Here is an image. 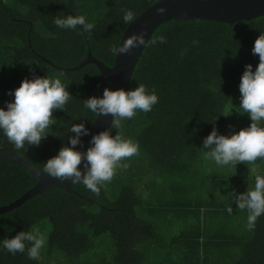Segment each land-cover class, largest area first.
<instances>
[{
    "label": "trees",
    "instance_id": "1",
    "mask_svg": "<svg viewBox=\"0 0 264 264\" xmlns=\"http://www.w3.org/2000/svg\"><path fill=\"white\" fill-rule=\"evenodd\" d=\"M155 1L0 0V107L12 100L9 90L33 75L63 72L72 96L65 111L52 113L56 122L38 147L17 152L0 136V151L19 153L42 170L67 146L72 123H83L90 134L95 117L83 100L99 97L103 77L92 63L75 66L88 51L113 65L107 49L126 27L121 9L138 16ZM75 14L95 24L90 35L52 23L56 16ZM260 32L264 15L232 24L204 19L160 24L149 39L160 34L167 39L143 48L128 85L154 88L159 102L119 129H108L136 141L139 153L124 161L128 167L117 169L98 196L79 184L73 189L80 196L47 190L0 214V239L33 228L47 234L38 259L0 251V264H264V215L248 230L246 211L228 195L253 186L252 169L264 172V160L218 167L200 149L213 127L230 135L249 125L239 109L238 84L244 66L254 69L258 63L251 49ZM88 138L81 136L76 150L83 152ZM34 183L20 165L0 160V206Z\"/></svg>",
    "mask_w": 264,
    "mask_h": 264
},
{
    "label": "clouds",
    "instance_id": "2",
    "mask_svg": "<svg viewBox=\"0 0 264 264\" xmlns=\"http://www.w3.org/2000/svg\"><path fill=\"white\" fill-rule=\"evenodd\" d=\"M160 15L166 8L158 7ZM137 18L132 9H121V21L125 26ZM52 23L62 30H73L78 34L90 35L95 24L84 14L56 16ZM167 37L163 34L145 40V30L133 33L117 43L109 45L107 51L112 56L128 54L140 46L147 47L164 43ZM198 41H193L195 45ZM258 55V63L253 69L246 64L238 84L239 109L250 120L247 127L241 128L230 135L219 134L215 127L203 138V157L218 167L235 166L237 163L254 164L264 160V32L256 37L251 49ZM64 73L52 76H35L24 78L18 87L6 94L12 97L0 107V136L6 138L15 151L27 146H39L42 139L49 135L50 126L56 119L52 113L65 111V106L72 99L67 91L68 83L64 82ZM159 102L154 88L140 83L133 89L110 90L104 88L101 97L91 96L83 100V108L99 116H111V127L119 129L125 120H131L137 114L149 113ZM216 120L213 119L209 123ZM67 146H62L56 155L43 163L42 171L51 178L68 181L71 184H82L89 192L99 195L106 183L111 182L117 169L127 168L128 158L139 153V144L123 135H110L104 130L92 135L90 147L81 152L76 146L81 144V136L89 135V129L83 123H72L67 130ZM83 163V173L78 167ZM254 184L244 192L235 190L228 192L229 200L235 207L246 211V227L254 230L257 219L264 215V172L252 169ZM232 207L226 206L225 211L232 213ZM47 234L38 228L19 231L11 238L0 239V251L15 256L17 253L27 255L29 260H36L45 248Z\"/></svg>",
    "mask_w": 264,
    "mask_h": 264
},
{
    "label": "water",
    "instance_id": "3",
    "mask_svg": "<svg viewBox=\"0 0 264 264\" xmlns=\"http://www.w3.org/2000/svg\"><path fill=\"white\" fill-rule=\"evenodd\" d=\"M158 7L166 8V13L164 15L158 14L156 12ZM262 15H264V0H156L125 27L119 41L122 43L127 36L140 33L142 30H145V40H147L160 24L173 19H204L232 24L238 20L251 19ZM143 48V46H140L132 49L128 54L114 56L113 65L111 66L106 65L88 51L85 58L80 60L75 68L87 63H92L97 67L103 77L99 97L102 96L103 89L106 87L110 90L124 89L127 91L130 89L128 86L129 81ZM112 119L110 115L94 118L85 150L90 147L91 136L108 130ZM2 159L20 165L35 179V183L12 202L0 206V214L21 205L36 194H44L47 190L61 189L80 196L73 189L75 185L79 184L73 185L68 181H60L47 176L19 153L0 151V160ZM78 167L83 173V163Z\"/></svg>",
    "mask_w": 264,
    "mask_h": 264
}]
</instances>
